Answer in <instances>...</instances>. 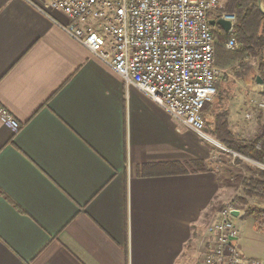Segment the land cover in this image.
<instances>
[{"label":"crops","instance_id":"crops-1","mask_svg":"<svg viewBox=\"0 0 264 264\" xmlns=\"http://www.w3.org/2000/svg\"><path fill=\"white\" fill-rule=\"evenodd\" d=\"M67 22L49 0H0V108L20 123L0 116V264H199L228 188L213 139L126 85ZM231 75L213 102L230 116L254 85ZM194 160L207 170H166ZM238 244L264 262L252 219Z\"/></svg>","mask_w":264,"mask_h":264},{"label":"built area","instance_id":"built-area-1","mask_svg":"<svg viewBox=\"0 0 264 264\" xmlns=\"http://www.w3.org/2000/svg\"><path fill=\"white\" fill-rule=\"evenodd\" d=\"M49 4L68 17L62 28L108 63L126 85H135L180 123L209 138L202 111L214 100L224 73L216 63L219 40L210 20H229L228 31L221 27L231 35L225 47H239L233 35L237 17L218 10L219 0H49ZM251 94V104L263 109L264 85L255 81ZM0 116L14 130L20 128L5 108H0ZM244 216V210L233 204L221 210L207 226L199 264H264L247 258L238 244Z\"/></svg>","mask_w":264,"mask_h":264},{"label":"trees","instance_id":"trees-1","mask_svg":"<svg viewBox=\"0 0 264 264\" xmlns=\"http://www.w3.org/2000/svg\"><path fill=\"white\" fill-rule=\"evenodd\" d=\"M264 3V0H262ZM225 11L236 15L234 36L237 38L239 47L235 50H228L219 45L216 50V63L219 67L231 66L234 74L243 79H250L255 82L257 76L263 79L264 85V12L259 7L258 0H229ZM218 40L226 41L231 37L225 31H216ZM255 58L259 64L258 72L251 73L253 65L248 61ZM223 86H217V94ZM216 94V95H217ZM214 101V100H213ZM213 101L208 102L202 115L211 113L219 124V128L212 129V134L216 135L226 147L235 151L248 159L264 165V122L261 124L262 132L254 139H236L232 132L228 130L229 113L222 110L220 106H213ZM224 128L225 133H220ZM225 134V135H224ZM235 160L242 163L246 172L243 180L245 193L256 201L264 202V167L253 164L239 156ZM166 170L170 173H187L192 171L207 170V165L202 160H194L185 163L166 164ZM238 200L245 202L244 198ZM245 219H252L258 231L264 232V207L260 204H248L245 208Z\"/></svg>","mask_w":264,"mask_h":264},{"label":"rangeland","instance_id":"rangeland-1","mask_svg":"<svg viewBox=\"0 0 264 264\" xmlns=\"http://www.w3.org/2000/svg\"><path fill=\"white\" fill-rule=\"evenodd\" d=\"M228 2L229 0H219L218 10H225L227 8ZM263 9H264V3H263ZM212 27L215 31H221V26H219L218 24L212 25ZM219 45L225 47V41L219 40L218 46ZM248 62L253 65V69L250 72L251 73L258 72L259 64L256 62V59L251 58ZM221 68L224 70V73L221 76L218 84L221 85L223 81L232 82L233 79L231 77L232 76L231 74H234V72L231 66H224ZM240 88L243 89L244 86L237 85V86H234L233 88L230 87L229 92L227 93V98L228 97L231 98V96L233 98V95L236 94V92H239ZM251 107H250L251 110L249 108V110L246 111L243 108L240 111L234 112L231 116L229 114L227 128L228 130L232 132L234 138L251 140V139H254L256 136H258L262 132L261 124L264 122V108L257 109L253 105ZM222 110H225V109L222 108ZM248 112L253 113V116L251 118L246 117V114ZM203 119H204V124H205V131L208 134V136L211 137L214 141L222 145L221 146L219 144L213 143L215 146V152H216L215 154L216 161H217L216 166L219 167L222 180H225V182H222V183L225 186H228V188L223 191L225 195L224 197H225L226 203L222 204V209L229 204H233L237 207L242 208L245 212L247 203L248 204H260L261 206L264 207V202L256 201L255 198H251L246 195L243 180L247 174L245 170L243 169L242 163L235 160L234 157L239 156L245 160L251 161L253 164H257L262 167H264V165L257 163L255 161H252L250 159H247V157L245 158V156H242L241 154H238L235 151H229L226 145L223 144L216 135L212 134V129L219 128L218 126L219 124H217L215 117L211 115V113H206L205 118L203 116ZM241 126L246 128L245 131L244 130L242 131ZM220 133L222 134L225 133L224 128H221ZM234 152L237 154L235 155ZM239 197L244 198L246 203L238 200ZM244 219H245V216H244ZM206 234H207V230H206ZM258 259H261V258H258Z\"/></svg>","mask_w":264,"mask_h":264},{"label":"water","instance_id":"water-1","mask_svg":"<svg viewBox=\"0 0 264 264\" xmlns=\"http://www.w3.org/2000/svg\"><path fill=\"white\" fill-rule=\"evenodd\" d=\"M259 1V7L260 9L264 12L263 9V1L262 0H258ZM210 24L211 25H216L218 24L219 26H221L225 31H228L231 28L232 23L229 20L223 19V18H218L216 19H211L210 20ZM256 82L259 84H263V79L260 77V75L257 76ZM226 148V147H225ZM229 150V149H228ZM231 151V150H229ZM234 154L236 155L237 153L234 152ZM246 158V157H245ZM248 159V158H247ZM237 211H233L234 215H237Z\"/></svg>","mask_w":264,"mask_h":264}]
</instances>
